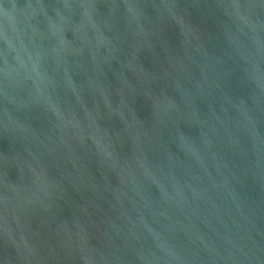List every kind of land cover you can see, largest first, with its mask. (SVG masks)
Masks as SVG:
<instances>
[{"label":"water","instance_id":"95a60500","mask_svg":"<svg viewBox=\"0 0 264 264\" xmlns=\"http://www.w3.org/2000/svg\"><path fill=\"white\" fill-rule=\"evenodd\" d=\"M0 264H264V0H0Z\"/></svg>","mask_w":264,"mask_h":264}]
</instances>
